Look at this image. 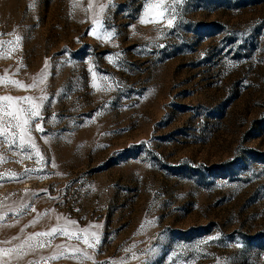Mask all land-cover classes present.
<instances>
[{
  "label": "rangeland",
  "instance_id": "374dc122",
  "mask_svg": "<svg viewBox=\"0 0 264 264\" xmlns=\"http://www.w3.org/2000/svg\"><path fill=\"white\" fill-rule=\"evenodd\" d=\"M105 262L264 264V0H0V264Z\"/></svg>",
  "mask_w": 264,
  "mask_h": 264
},
{
  "label": "snow or ice",
  "instance_id": "6c2138e0",
  "mask_svg": "<svg viewBox=\"0 0 264 264\" xmlns=\"http://www.w3.org/2000/svg\"><path fill=\"white\" fill-rule=\"evenodd\" d=\"M169 24L171 25V21L169 22ZM4 99L5 100H10L11 99V97H4ZM25 99H27V98H25ZM38 113L35 111V110H33L32 111V113H31V115L32 116H36ZM6 115L7 116H15V114L14 113H12V112H7L6 113ZM28 123V121L27 120H25L24 121V124H27ZM17 126H19V125H17ZM57 231H60L62 234H67V233H63V230H61V229H53L52 230V233L54 234V233H56ZM37 235H45V234H43V233H37ZM70 235V234H69ZM80 237L79 236H77L76 237V239H79ZM29 239H31V238H29ZM93 239H98L96 236H95V234L93 233ZM85 242H87V241H85ZM92 245L90 244L89 245V247H91ZM41 247H43V245H41ZM12 251H15V250H12ZM105 264H106V262H105Z\"/></svg>",
  "mask_w": 264,
  "mask_h": 264
}]
</instances>
